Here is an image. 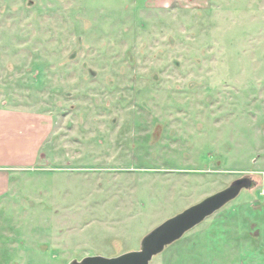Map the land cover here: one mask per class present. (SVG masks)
<instances>
[{
  "label": "rangeland",
  "instance_id": "obj_1",
  "mask_svg": "<svg viewBox=\"0 0 264 264\" xmlns=\"http://www.w3.org/2000/svg\"><path fill=\"white\" fill-rule=\"evenodd\" d=\"M0 106L52 120L0 209L28 264L138 250L244 176L150 264H264V0H0Z\"/></svg>",
  "mask_w": 264,
  "mask_h": 264
},
{
  "label": "crops",
  "instance_id": "obj_2",
  "mask_svg": "<svg viewBox=\"0 0 264 264\" xmlns=\"http://www.w3.org/2000/svg\"><path fill=\"white\" fill-rule=\"evenodd\" d=\"M51 121L45 114L0 106V209L7 206L4 197L13 191L12 180L33 171L39 162L52 130ZM16 248V242L0 237V264H28L27 260L43 256Z\"/></svg>",
  "mask_w": 264,
  "mask_h": 264
},
{
  "label": "water",
  "instance_id": "obj_3",
  "mask_svg": "<svg viewBox=\"0 0 264 264\" xmlns=\"http://www.w3.org/2000/svg\"><path fill=\"white\" fill-rule=\"evenodd\" d=\"M254 186L255 182L249 176L232 181L224 189L207 196L153 228L142 238L138 250L114 258L96 256L81 260L73 259L69 264H150L153 257L161 254L168 246L180 240L185 233L234 200L242 190H249Z\"/></svg>",
  "mask_w": 264,
  "mask_h": 264
}]
</instances>
